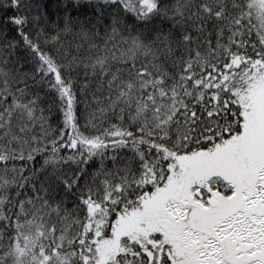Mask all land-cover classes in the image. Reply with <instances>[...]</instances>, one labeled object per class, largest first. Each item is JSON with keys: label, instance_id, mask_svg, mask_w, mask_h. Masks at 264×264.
Listing matches in <instances>:
<instances>
[{"label": "snow or ice", "instance_id": "1", "mask_svg": "<svg viewBox=\"0 0 264 264\" xmlns=\"http://www.w3.org/2000/svg\"><path fill=\"white\" fill-rule=\"evenodd\" d=\"M0 264H264V0H0Z\"/></svg>", "mask_w": 264, "mask_h": 264}]
</instances>
